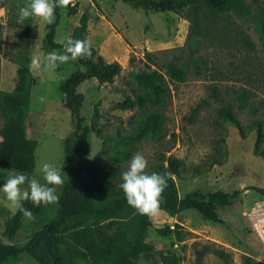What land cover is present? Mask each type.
Returning a JSON list of instances; mask_svg holds the SVG:
<instances>
[{"label":"rangeland","instance_id":"obj_1","mask_svg":"<svg viewBox=\"0 0 264 264\" xmlns=\"http://www.w3.org/2000/svg\"><path fill=\"white\" fill-rule=\"evenodd\" d=\"M28 2L0 0V94L14 89L19 65L29 68L32 57L46 54L41 47L46 24L38 18L17 23L18 8ZM242 3L247 16L219 14L207 34L197 40L190 7L160 13L134 9L120 0H77L73 16L67 15V7H59L57 43L64 45L84 14L88 19L85 38L91 47L105 62L120 65L111 83L90 80L77 89L84 99L81 115L87 123L94 121L100 131L90 136L89 158L102 150L104 166L123 173L132 156L140 153L148 160L150 174L159 156L171 155L182 162L178 175L172 177L179 198L193 190L239 193L230 207L218 210L220 224L204 221L191 210L174 216L160 211L150 217L146 240L157 251L173 253L177 264H264V197L256 191L264 190V162L253 154L255 123L261 126L264 149V0ZM146 66L166 80L169 94L164 103L119 109L117 104L126 98L146 97L141 87ZM170 66L183 71L181 80L168 77ZM29 71L36 85L30 94L25 132L36 147L34 169L28 176L43 183L39 167L48 162L59 168L64 158L61 142L73 131L57 91L71 69L66 67L61 74ZM223 110L239 122L243 137L223 120ZM149 111L160 115L158 130L135 144L129 158L115 156L113 150L122 147L123 137ZM3 122L0 101V128ZM11 173L0 165V187ZM14 211L0 191V243L20 245L40 227L36 220L25 221L13 240L6 239L3 223ZM175 225L178 237L157 233ZM11 264L33 263L21 255ZM66 264L86 263L71 260ZM136 264L148 262L139 259Z\"/></svg>","mask_w":264,"mask_h":264},{"label":"trees","instance_id":"obj_2","mask_svg":"<svg viewBox=\"0 0 264 264\" xmlns=\"http://www.w3.org/2000/svg\"><path fill=\"white\" fill-rule=\"evenodd\" d=\"M76 1L71 0L67 6V15L76 13ZM95 3V0H92ZM134 9L152 12H173L190 7L195 24V37L207 34L212 19L227 12L237 16H247L248 11L242 0H120ZM60 10L55 11V20L45 25L42 39V50L62 51L63 44L55 41L56 29L60 23ZM86 15L82 14L77 25L72 29V39H86ZM90 59L70 61L55 70L62 73L66 67L71 71L60 80L57 86L60 106L70 114L73 126L72 134L65 137L62 144L63 161L59 168L67 174L69 180L58 188L59 201L47 206H34L30 201L23 202L35 216L40 227L22 244L0 243V264H11L21 255L26 256L33 264H66L71 260H84L86 264H136L143 259L148 264H177L178 258L171 252L155 250L146 240L151 227L149 216L140 215L130 207L122 190L119 188L122 172L117 168L105 167L101 157L102 150L89 158L90 136L100 135L95 122L87 123L81 115L83 96L77 89L87 81L95 80L99 84L111 83L120 71L117 62H105L91 47ZM83 66V70H81ZM141 87L146 90V97L126 98L117 107L130 110L160 107L169 94L164 77L156 70L146 66L143 71ZM183 71L170 66L167 75L170 79L181 80ZM16 84L12 91L0 94L1 110L4 118L0 128V165L12 172L32 174L34 169V150L36 142L28 139L25 122L30 102V94L36 80L26 64L15 70ZM95 116V113H94ZM223 120H228L239 132L244 134L239 122L229 110L221 111ZM159 113L149 111L136 122L131 133L123 137L121 148H115V156L127 159L135 151L142 139L154 134L159 128ZM255 141L253 154L264 162L263 133L259 123L254 124ZM182 168L181 160L168 155L159 156L155 166L156 173L171 172L168 186L163 192L161 211L174 216L182 211L191 210L204 221L213 224L222 223L218 210L230 207L239 193H226L216 190L206 194L193 190L178 197L173 176ZM264 197V190L256 189ZM28 221L15 209L5 219L2 234L13 240L16 233ZM175 229H158L161 236L178 237V225ZM5 237V236H4ZM201 255L200 252L197 253Z\"/></svg>","mask_w":264,"mask_h":264},{"label":"clouds","instance_id":"obj_3","mask_svg":"<svg viewBox=\"0 0 264 264\" xmlns=\"http://www.w3.org/2000/svg\"><path fill=\"white\" fill-rule=\"evenodd\" d=\"M71 0H29L27 4L18 8V24H23L30 18H38L47 25L55 20L57 7H67ZM92 56L91 42L87 39H72L69 37L64 43L63 50H52L43 58L34 56L31 58L29 68L33 71H55L70 61L90 59ZM83 70V66H81ZM41 102L44 97H41ZM148 160L144 155L136 153L130 159L128 168L121 174L122 190L127 204L135 209L140 215L155 217L161 211L163 192L168 186V178L171 172L148 173L146 171ZM43 183L35 177L30 178L22 172H13L7 181L0 187L10 205L20 211L27 220H34L33 213L23 206V202L30 201L34 206L50 205L58 203L59 194L67 174L61 168L51 163L44 162L39 167ZM27 185V187H24Z\"/></svg>","mask_w":264,"mask_h":264}]
</instances>
